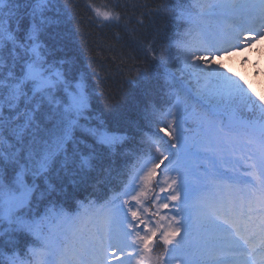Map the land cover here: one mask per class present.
Here are the masks:
<instances>
[{
    "label": "snow or ice",
    "instance_id": "obj_1",
    "mask_svg": "<svg viewBox=\"0 0 264 264\" xmlns=\"http://www.w3.org/2000/svg\"><path fill=\"white\" fill-rule=\"evenodd\" d=\"M69 15L0 0V264H264V95L216 63L264 39V0L161 6L185 27L149 48L164 100L135 118L95 109Z\"/></svg>",
    "mask_w": 264,
    "mask_h": 264
},
{
    "label": "trees",
    "instance_id": "obj_2",
    "mask_svg": "<svg viewBox=\"0 0 264 264\" xmlns=\"http://www.w3.org/2000/svg\"><path fill=\"white\" fill-rule=\"evenodd\" d=\"M61 3L74 13L66 22L68 50L87 74L98 112L118 106L135 118L146 102L163 103L160 83L156 79H145L142 74L149 73L153 77L162 74L163 69L149 48L157 57L166 53L169 40L185 27L175 19L156 15L157 10L161 6L175 8L185 0H61ZM89 4L102 11L121 12L127 26L100 23ZM138 20L143 24L137 23ZM234 75L249 80L245 74ZM253 80L251 77L249 85L258 95H264V85ZM105 191L104 188L89 189L77 200L92 199L99 205L103 203ZM24 242L21 238V243ZM162 251V245L158 244L154 254Z\"/></svg>",
    "mask_w": 264,
    "mask_h": 264
},
{
    "label": "rangeland",
    "instance_id": "obj_3",
    "mask_svg": "<svg viewBox=\"0 0 264 264\" xmlns=\"http://www.w3.org/2000/svg\"><path fill=\"white\" fill-rule=\"evenodd\" d=\"M217 64L230 70L231 74H245L252 83L251 77L258 84L264 85V39H259L251 45H244L240 50H234L230 55L219 56ZM253 80V81H254Z\"/></svg>",
    "mask_w": 264,
    "mask_h": 264
}]
</instances>
